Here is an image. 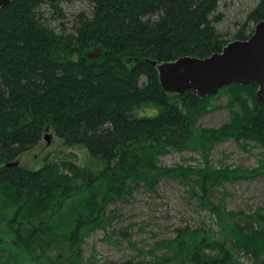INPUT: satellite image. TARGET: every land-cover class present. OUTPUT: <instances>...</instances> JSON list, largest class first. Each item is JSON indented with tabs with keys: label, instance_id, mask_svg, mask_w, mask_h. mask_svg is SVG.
Listing matches in <instances>:
<instances>
[{
	"label": "trees",
	"instance_id": "obj_1",
	"mask_svg": "<svg viewBox=\"0 0 264 264\" xmlns=\"http://www.w3.org/2000/svg\"><path fill=\"white\" fill-rule=\"evenodd\" d=\"M235 1L11 0L0 9V264H89L82 246L111 226L115 211L107 207L169 178L216 217L217 230H179L141 254L148 258L121 264H264V206L232 212L219 197L224 184L264 177L257 87L232 85L204 99L193 90L168 93L150 65L220 52L229 42L219 28ZM257 1L234 40L247 39L264 19V0ZM70 4L80 9L63 6ZM95 49L100 57L87 58ZM223 95L230 125L197 127ZM144 107L158 111L137 116ZM45 129L64 146L83 147L102 168L71 161L20 167L18 158ZM229 139L247 152L249 143L263 150L258 168L211 167V150ZM182 150L199 154L203 167L159 165L160 157Z\"/></svg>",
	"mask_w": 264,
	"mask_h": 264
},
{
	"label": "rangeland",
	"instance_id": "obj_2",
	"mask_svg": "<svg viewBox=\"0 0 264 264\" xmlns=\"http://www.w3.org/2000/svg\"><path fill=\"white\" fill-rule=\"evenodd\" d=\"M257 2L235 1V5L228 10L229 20L219 28L225 35V40L234 41L236 32L245 21L246 13L253 11ZM63 6L80 9L76 4ZM238 22L239 25H236ZM50 28L55 29L57 34L61 32L55 25ZM92 52L94 51L89 53ZM226 101L227 97L224 95L211 101L214 109L200 116L196 126L216 131L222 126L230 125L229 112L223 108ZM157 111L155 107H144L137 110L136 115L152 116ZM47 137H50L49 144ZM262 151L249 143L247 152L239 148L233 139H229L213 147L208 161L216 170L231 171L239 168L243 171H254L258 168ZM17 161L20 167L28 170H36L52 161H71L76 166L91 171L102 168L101 163L91 158L83 147L64 146L52 129H45L40 143L24 152ZM159 165L167 170L179 167L198 168L203 167V160L199 154L189 150L172 151L159 158ZM219 192L227 210L250 214L264 206V177L224 184ZM107 211H115L111 226L106 231L97 230L85 239L82 246L83 257L90 261L89 264H121L129 260L138 262L148 258V255H141L142 253L149 251L158 242L173 239L179 230H217L216 217L208 211L198 210L197 203L187 197L185 187L170 178L161 179L152 191L138 188L131 196L109 205ZM120 232L126 235L122 236ZM241 259L245 261L244 257Z\"/></svg>",
	"mask_w": 264,
	"mask_h": 264
},
{
	"label": "water",
	"instance_id": "obj_3",
	"mask_svg": "<svg viewBox=\"0 0 264 264\" xmlns=\"http://www.w3.org/2000/svg\"><path fill=\"white\" fill-rule=\"evenodd\" d=\"M10 3L11 0H0V9ZM100 53V49H95L86 57L99 58ZM150 65L157 68L165 92L181 95L193 90L198 98L204 99L225 87L252 84L257 87L256 98L264 103V19L255 25L247 39L231 41L220 52L206 58L181 57L160 65L150 62ZM46 139L49 144L50 137Z\"/></svg>",
	"mask_w": 264,
	"mask_h": 264
}]
</instances>
